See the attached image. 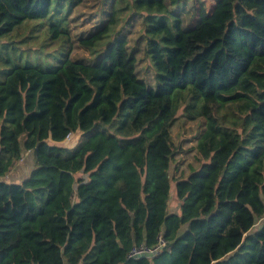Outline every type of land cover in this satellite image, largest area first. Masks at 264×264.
Returning a JSON list of instances; mask_svg holds the SVG:
<instances>
[{
  "label": "trees",
  "instance_id": "obj_1",
  "mask_svg": "<svg viewBox=\"0 0 264 264\" xmlns=\"http://www.w3.org/2000/svg\"><path fill=\"white\" fill-rule=\"evenodd\" d=\"M90 1L0 0V264H264V0Z\"/></svg>",
  "mask_w": 264,
  "mask_h": 264
},
{
  "label": "rangeland",
  "instance_id": "obj_2",
  "mask_svg": "<svg viewBox=\"0 0 264 264\" xmlns=\"http://www.w3.org/2000/svg\"><path fill=\"white\" fill-rule=\"evenodd\" d=\"M214 1L215 0H196L197 9L201 11V14L199 15L198 19H201L204 15H206V12L208 11V7L211 4H213ZM88 5L89 6L87 7V9L82 8V10L80 11H89V14L94 12L95 6L92 7V5H95L94 0H91L88 3ZM74 16L77 15L75 14ZM82 18L83 17H81V19ZM30 53L31 54L33 53L32 50L30 51ZM181 113L182 111L179 110L177 114L179 119L173 124L171 129V136L174 144L178 147L180 146V153L176 155L175 159L172 161L171 164L170 174L172 176L178 175V173H180L181 170L186 174L191 168L196 167L195 164H193V166H190V163L193 162V154L190 153V150L193 146V141L190 142V139L193 137V135L196 133L198 129V123H184L182 118H180ZM76 139H78V137H71L69 140L65 142L64 145L69 146ZM33 167L34 166H33L32 154L22 153L20 160L14 161L11 164L10 170L5 176V180L9 182L19 183L22 180H24L27 176H29ZM176 167H178L177 170H175ZM168 208L170 212H178L179 203L175 196L174 182H171L170 200H169ZM263 223H264V217H262L256 222L252 231L259 229Z\"/></svg>",
  "mask_w": 264,
  "mask_h": 264
},
{
  "label": "built area",
  "instance_id": "obj_3",
  "mask_svg": "<svg viewBox=\"0 0 264 264\" xmlns=\"http://www.w3.org/2000/svg\"><path fill=\"white\" fill-rule=\"evenodd\" d=\"M165 245L166 241L162 237H158L157 243L153 247H148L143 244L133 247L128 257L132 259H140L142 258V255H147L148 258H154L162 251Z\"/></svg>",
  "mask_w": 264,
  "mask_h": 264
},
{
  "label": "water",
  "instance_id": "obj_4",
  "mask_svg": "<svg viewBox=\"0 0 264 264\" xmlns=\"http://www.w3.org/2000/svg\"><path fill=\"white\" fill-rule=\"evenodd\" d=\"M148 256L147 255H142V258H147Z\"/></svg>",
  "mask_w": 264,
  "mask_h": 264
},
{
  "label": "crops",
  "instance_id": "obj_5",
  "mask_svg": "<svg viewBox=\"0 0 264 264\" xmlns=\"http://www.w3.org/2000/svg\"><path fill=\"white\" fill-rule=\"evenodd\" d=\"M32 160H33V158H32Z\"/></svg>",
  "mask_w": 264,
  "mask_h": 264
}]
</instances>
